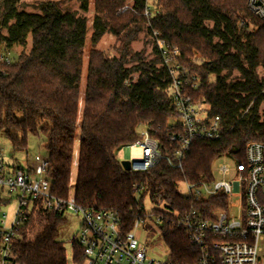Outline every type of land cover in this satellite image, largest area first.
I'll use <instances>...</instances> for the list:
<instances>
[{"label": "trees", "instance_id": "1", "mask_svg": "<svg viewBox=\"0 0 264 264\" xmlns=\"http://www.w3.org/2000/svg\"><path fill=\"white\" fill-rule=\"evenodd\" d=\"M1 1L0 55L11 57L29 41L31 47L10 63L0 61V137L8 138L14 152L25 151L30 136L43 137L55 196L68 198L75 166L77 205L113 213L123 234L147 215L146 198L155 207L178 211L179 217L193 208H226L221 195L187 200L178 184L214 181V161L225 156L245 163L247 146L264 142V22L248 10V0H155V8L149 0H132L128 6L130 0H96L92 46L109 33L123 50L118 57L91 51L83 96L87 19L51 1L40 2L35 14L20 12V0ZM78 2L87 12L89 0ZM148 7L153 12L149 17L144 14ZM143 26L179 52L181 65L199 79L193 99L207 104L211 117L222 118L220 137L193 140L178 169L164 157L147 171H126L116 156L118 149L138 140V127L148 128L164 154L173 150L170 136L182 133L170 96L172 76L157 42L151 60L130 50ZM131 63L136 65L128 67ZM234 72L239 75L231 78ZM135 185L142 188L139 194ZM151 213L166 218L161 230L171 263L196 264L201 251L178 219L164 210ZM66 215L42 206L34 210L20 231L14 264H67L60 240ZM72 248L74 263L83 264V247L73 240Z\"/></svg>", "mask_w": 264, "mask_h": 264}, {"label": "built area", "instance_id": "2", "mask_svg": "<svg viewBox=\"0 0 264 264\" xmlns=\"http://www.w3.org/2000/svg\"><path fill=\"white\" fill-rule=\"evenodd\" d=\"M2 1L0 0V9ZM248 10L264 22V0H248ZM145 16L152 15L150 8ZM158 47L163 63L172 76L170 96L179 113L182 133L173 134V147L164 154L161 143L145 132L142 140L134 147L142 149L141 161L130 163L129 171H147L166 157L169 166L180 168L190 146L195 139H218L222 130V118L211 117L209 106L192 97L199 87V79L190 75L179 61L177 50H171L162 40ZM0 61L11 62L10 55H0ZM150 135V136H149ZM213 169L214 181L186 185L185 198L201 201L224 196L226 208L202 211L190 209L179 217L178 211L166 213L178 219L192 242L201 251L196 264H264V142H252L246 148L245 163L238 164L233 159ZM48 161L36 156L32 164L10 166L3 160L0 151V197L6 193L20 191L18 207L12 219L0 210V264H14L16 242L20 231L27 223L29 215L40 206L50 211L74 214L81 219L79 244L84 249L83 264H172L156 260L138 242L134 230L141 224H148L160 231L164 216L147 213L138 217L132 232L123 234L119 219L110 212L84 210L77 205L74 196L61 199L52 193V183L48 176ZM142 188L135 185L134 192ZM235 194H241L242 214L240 219L229 218V201ZM0 203H3L0 199Z\"/></svg>", "mask_w": 264, "mask_h": 264}, {"label": "rangeland", "instance_id": "3", "mask_svg": "<svg viewBox=\"0 0 264 264\" xmlns=\"http://www.w3.org/2000/svg\"><path fill=\"white\" fill-rule=\"evenodd\" d=\"M51 1L55 2L59 5V7L63 11H70V12H77L79 15L85 17L87 19V38L85 43V55H84V64H83V77H82V85H81V94L84 95L85 84H86V75L88 69V62L91 51L94 49L96 51L103 52L105 55L110 57H118L120 56V52L123 50L121 47V43L118 39L113 36L112 34L107 33L103 36L100 42L93 47L91 43V37L94 32L93 23L96 16V8L95 3L96 0H89L88 4V11L83 12L81 10V5L78 0H20L19 11L26 12L30 14L39 13L38 4L40 2ZM132 3V0L128 1L126 4L127 6ZM148 4H153V8H155L156 2L155 0H149ZM128 7H125L122 11H126ZM153 11V10H152ZM153 13V12H152ZM151 16V15H149ZM138 34L137 39L133 41L130 45V50L133 54L142 53L146 60H151L155 57L154 53V45L158 40H156L157 33L154 35L149 34L148 27L144 28ZM252 28V27H251ZM30 41L27 47H17L11 53L12 59L18 57V55L22 52H28L30 50ZM178 52V51H177ZM179 54V52H178ZM180 56V54H179ZM201 58L194 57V62H200ZM136 63H131L127 65L128 67L134 66ZM239 74L234 72L232 77H237ZM260 76L263 77V72L260 70ZM134 80L138 78V75L135 74L132 76ZM264 109V104L261 106L260 114H262V110ZM82 115V100L80 104V111H79V120L81 119ZM146 126L138 127L137 134L139 135L138 140H142L145 136V132H148ZM149 133V132H148ZM150 136V135H149ZM136 140V141H138ZM44 139L43 137L37 136H30L28 142V148L25 151H16L12 150L11 144L5 136L0 137V151L2 152L3 160L10 166L14 164H20L24 167H27L29 164H32L34 158L36 156H40L44 159H47L48 153L42 147ZM79 141H80V132L77 133V139L75 142V160L76 162L78 158L79 152ZM136 141L132 142L128 146H123L116 151V156L118 160L122 163L127 161L129 163H133L135 161H141L143 158L142 149L139 147H134L133 145ZM231 163L234 164L233 161L229 160L225 156L214 161L213 169L216 171V168L223 163ZM75 165V164H74ZM75 166L72 171L71 177V188H70V195L74 196V180H75ZM178 190L181 195H187V189L184 182H180L178 184ZM18 196H20V191H16L14 193H6L0 197L3 203H0V210L7 215L8 220L12 219L14 216L16 209L18 207ZM145 211L147 213H151L152 211L164 210L163 206L155 207L150 204L148 198L145 199ZM231 219H240L242 214V198L241 194H235L231 201H229V209H228ZM67 224L64 228L61 229L60 240L64 243L66 249V256H67V264H76L73 261V248L72 243L73 240H78L80 226H81V219L74 214L67 213ZM134 234L142 247L146 249V251L153 256L156 260L159 261H166L170 258V252L167 249L164 241L162 239V234L160 231L154 230L148 224H141L139 228L134 230Z\"/></svg>", "mask_w": 264, "mask_h": 264}, {"label": "water", "instance_id": "4", "mask_svg": "<svg viewBox=\"0 0 264 264\" xmlns=\"http://www.w3.org/2000/svg\"><path fill=\"white\" fill-rule=\"evenodd\" d=\"M122 167H123L124 170H126V171H129L130 168H131L130 163L127 162V161L122 162Z\"/></svg>", "mask_w": 264, "mask_h": 264}, {"label": "crops", "instance_id": "5", "mask_svg": "<svg viewBox=\"0 0 264 264\" xmlns=\"http://www.w3.org/2000/svg\"><path fill=\"white\" fill-rule=\"evenodd\" d=\"M75 165H76V162H75Z\"/></svg>", "mask_w": 264, "mask_h": 264}]
</instances>
